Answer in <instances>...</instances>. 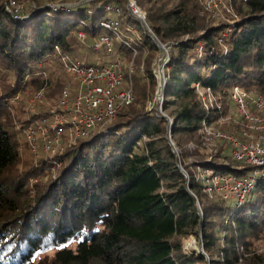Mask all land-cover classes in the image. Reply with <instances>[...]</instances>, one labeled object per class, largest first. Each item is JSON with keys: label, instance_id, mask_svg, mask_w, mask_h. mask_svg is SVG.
I'll return each mask as SVG.
<instances>
[{"label": "trees", "instance_id": "trees-1", "mask_svg": "<svg viewBox=\"0 0 264 264\" xmlns=\"http://www.w3.org/2000/svg\"><path fill=\"white\" fill-rule=\"evenodd\" d=\"M231 1L234 14L223 20L208 15L200 0H135L144 26L127 0L66 8L38 2L20 17L0 0V264H205V255L182 247L200 225L210 264L243 256L264 228V176L239 203L210 197L190 167L242 176L250 166L221 146L200 158L179 143V135L195 134L203 122L225 129L216 121L228 111L233 85L264 95V0ZM102 34L110 37L112 52L105 44L92 47ZM158 42L168 57L162 107L170 108L178 155L165 137L167 119L144 108L140 89L98 129L52 156L38 151L34 161L22 127L48 112L15 121L11 98L25 86H45L43 63L64 54L77 60L83 50L120 53L136 65L143 57L142 71L154 84ZM196 84L209 88L221 108L205 106ZM188 155L195 159L185 162Z\"/></svg>", "mask_w": 264, "mask_h": 264}, {"label": "built area", "instance_id": "built-area-1", "mask_svg": "<svg viewBox=\"0 0 264 264\" xmlns=\"http://www.w3.org/2000/svg\"><path fill=\"white\" fill-rule=\"evenodd\" d=\"M202 3L207 12L216 11L217 14L219 0H202ZM128 4L129 7L130 4L133 5V11L140 14L133 0ZM102 25L110 27L109 22H102ZM111 25L116 31V22ZM102 43H110L107 35H100L92 44L96 48ZM61 57L68 73L70 72L69 75L74 77L73 82H67L63 86L59 99L46 116L32 119L22 127L35 157L40 148L49 156L60 152L64 137L71 141L76 137L86 136L91 130L98 129L102 122L113 118L120 107L133 100L131 87L125 88L121 85L122 72L119 61L109 66H96L71 61L65 55ZM195 88L205 106L215 105L217 109L221 108L209 88L201 89L199 84H196ZM43 98L44 87H41L31 99L32 106ZM158 98L162 100L163 93H160ZM229 98L236 116V132L225 131L203 122L202 141L207 145H219L220 142L226 141L231 156L250 166V169L246 174L236 176L218 174L211 168H206L200 179L206 188H214L222 198L239 203L251 191L257 179L264 176V95L251 94L241 86L233 85ZM11 100H16L15 95ZM225 120L227 117L222 114L218 118L221 123ZM239 135L244 136V140H241Z\"/></svg>", "mask_w": 264, "mask_h": 264}, {"label": "rangeland", "instance_id": "rangeland-1", "mask_svg": "<svg viewBox=\"0 0 264 264\" xmlns=\"http://www.w3.org/2000/svg\"><path fill=\"white\" fill-rule=\"evenodd\" d=\"M4 1H5L4 5L8 9V11L12 15H14L15 17H20V15H24V16L30 15L37 8L36 6H37L38 2H42V3L44 2V5H51V6H54L57 8H66V7L77 6L78 4L84 3L88 0H4ZM133 1H134V5L139 9L140 14H138L137 11H135V12L133 11V9L135 8L133 5L130 4V7H129L128 3H131L132 0H127V2H128L127 7L144 24V26H146V23L144 20L143 8L141 6H138L135 3V0H133ZM200 1H201L202 6H203L202 0H200ZM174 3H175V1H170L168 4H166V7L167 8L172 7L174 5ZM203 9H204V7H203ZM216 9H217V14H215L216 11L211 13V12H207L205 9L204 10L208 13V15L212 16L215 19L229 20L228 19L229 16L234 14L231 0H219V6H217ZM114 10L118 11V8L115 7ZM104 35H106V34H104ZM81 37H83V33H81ZM109 39H110V37H109ZM158 44L163 47V51L166 54L167 53L166 48L160 42H158ZM101 45H104V43H102ZM105 45H106L107 50L109 52H112L111 39H110V43L105 44ZM92 47L94 48L93 44H92ZM98 47H100V45ZM98 47H96V48H98ZM159 53H160V49H159L158 55H159ZM80 54H81V57H79V59H77V60L73 59L71 56H67L66 54H64V55L67 56L71 61H79L81 64H85V65L90 64V65H96V66H101V65L109 66V65L114 64L116 61H119L121 63V72H122L121 85L124 86L125 88L131 87L132 93L136 92V94H139L140 89L143 90V92H145L144 108L146 110L154 109L156 112L165 116V118L168 121L165 137L167 139V142L173 148V151L175 152V154L178 155V152H180L181 149L177 145H175V143H174V138H173V134H172V130H171L172 119H171V117L168 116L170 108L166 109V111H165L162 107L163 98H162V100H160L158 98L159 94L163 93V90H164V78H163V88H162L161 92L158 93V87H159L158 86V74H157L158 70L156 67V59H157L158 55L151 65L153 68V73H154L155 78H156L155 83L152 84L150 81V78H148V76L145 75V73L142 71V65L144 66V63L142 62L143 57H140V61H139V63H137V65H139V66L141 65L139 68V66L137 67L136 64L132 63V59L130 60V59H128V57H125V56H123V54L121 55L120 53L119 54L111 53L109 55H106L103 52V53H100L98 55L99 56L98 57L93 52L83 50L80 52ZM61 56H59V55L53 56V58H51L48 62H45L42 64V66L45 67V69L43 68L44 73L41 76L43 79H45L47 77L48 80H45V83H46L45 86H40V87H44V98L41 101L35 102L34 105L32 106L31 99L34 96V94L36 93V91L40 88V87L37 88V86H25L24 88L19 89L14 94L16 97V100H12L15 102V104H14L15 107H13L12 114H13L15 121H17L18 118L27 119V117H30V115L36 111L48 112L50 110V108L53 107L55 105L56 101L59 99L63 86L67 82H70V83L73 82L74 77H72L71 74L69 75L70 72L68 73L65 65L62 62ZM142 56H144V54H142ZM167 58L168 57L166 54V58L164 59V62L167 61ZM101 59L105 60L106 64H102ZM162 70H163V67H162ZM46 81H49V82H46ZM133 98H134V95H133ZM132 101L133 100H131V102ZM131 102H129V103H131ZM128 104H125V105H128ZM18 108H20V109H18ZM121 108L122 107H120L119 110ZM222 116H226L227 120H225V122H222V123L217 120L216 121L217 124H220L222 126L224 125L225 129H223V130H225V131L227 130L226 128L229 127V130H233L236 132V130H237L236 124H235L236 116H235L233 109L231 108V105H229L228 111L223 113ZM106 121H108V120H106ZM17 125H19V124L17 123ZM218 126L219 125H217V127ZM201 130H202L201 127H199L198 131L195 134L192 133L194 136H192V134L182 135V136L179 135L180 147L183 146L182 148H185V150L189 151V153L191 151L190 149H193V151L196 154H198L197 156H196V154L194 156L200 157V158H204V157L210 158V156L213 155L220 146L222 149V153H223V151H224V153L226 151H229V150H226V148H227L226 145H228L226 143V141L220 142L219 145L203 144V141H202L203 137L201 136ZM64 136H66V132L64 133ZM239 136H240L241 140H244V136H241V135H239ZM24 137H25V135H24ZM177 137L178 136H175V139ZM25 139H26V137H25ZM67 141H68L67 138L64 137L61 145L64 146V143H66ZM63 146H62V148H63ZM20 149L21 150L24 149V143L23 142H21V148ZM39 151L42 152V149L40 148ZM22 152L25 153L24 151H22ZM32 155L34 156L33 159L35 161V155L33 154V152H32ZM194 156L188 155V158L185 160V162L192 161V159H195ZM200 158H198V159H200ZM57 166H58V163H54L52 165V167H54V168H56ZM178 166L182 170L183 174L185 175V179L187 182L188 174L185 171L183 164L178 162ZM190 169H192V171L194 173L193 174L194 179L202 184V191L203 192H206L210 197L212 195L215 196V194H219L216 190H214V188H212V189L208 188L209 186L206 188L205 185L203 184V182L201 181L200 177L203 173V170L206 168H204L200 165H196L195 167L194 166L190 167ZM190 192H191V190H190ZM196 204H197V208L200 209V206H199V203L197 200H196ZM187 242H193V244L195 245L194 249L188 250L185 247L186 246L185 244ZM200 245H203L202 244L201 225L197 229V233H189L187 236H185L182 239V247H183V250L187 253H197V254L201 253V254L205 255V257L207 259L205 264H210L211 262H210V258L207 255V252L204 249H202L200 247ZM233 264H264V228L262 230V233H260V235H258L256 238H254L252 240V242L249 244V246L246 249H244L243 256L236 263H233Z\"/></svg>", "mask_w": 264, "mask_h": 264}, {"label": "water", "instance_id": "water-1", "mask_svg": "<svg viewBox=\"0 0 264 264\" xmlns=\"http://www.w3.org/2000/svg\"><path fill=\"white\" fill-rule=\"evenodd\" d=\"M159 46V49H160V53L156 59V67H157V74H158V93L161 92L162 88H163V70H162V67L164 65V59L166 58V54L164 53L163 51V47ZM161 67V68H160ZM200 247L203 249V245H200Z\"/></svg>", "mask_w": 264, "mask_h": 264}, {"label": "bare ground", "instance_id": "bare-ground-1", "mask_svg": "<svg viewBox=\"0 0 264 264\" xmlns=\"http://www.w3.org/2000/svg\"><path fill=\"white\" fill-rule=\"evenodd\" d=\"M186 246V248L188 249V250H192V249H194V244H193V242H187L186 244H185Z\"/></svg>", "mask_w": 264, "mask_h": 264}]
</instances>
